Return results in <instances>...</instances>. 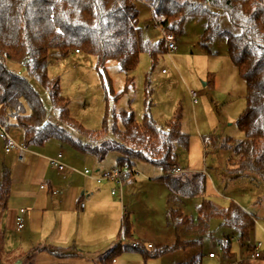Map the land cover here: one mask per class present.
<instances>
[{
  "label": "trees",
  "instance_id": "obj_1",
  "mask_svg": "<svg viewBox=\"0 0 264 264\" xmlns=\"http://www.w3.org/2000/svg\"><path fill=\"white\" fill-rule=\"evenodd\" d=\"M141 1L150 6L157 27L175 33L177 40L185 34L186 23L190 20H212L204 36L205 44H211L216 35L227 38L229 57L247 85L246 109L237 121L245 139L234 147L231 138H227L223 145L217 143V136H212L209 141L214 149L233 147V156L228 160V172L233 179L253 176L254 180L264 183V0ZM223 14L227 15L234 30H220ZM139 23L137 0H0V125L8 131L21 129L23 143L29 150L43 148L50 141H59L72 144L98 161H103L110 153H117L120 158L116 167L126 172L122 176L124 183L136 174V162H146L163 170L166 176L157 181L164 183L169 191L167 220L196 233L198 241H177L173 246L152 252L133 248L135 228L127 212L122 220L119 243L108 253L107 264L130 251L142 252L146 260H154L198 246L204 237L210 235L211 222L215 219L233 230L245 246L251 239L257 218L239 205L231 203L228 208H220L205 199L197 209V220L174 208L175 204L183 205L186 200L205 197L208 176L207 172L189 173L183 169L180 175L172 174L181 168L177 151L189 148V136L182 129L181 109L164 127L158 125L151 113L149 80L146 82V113L142 123L137 122L132 112H113L111 118L105 117L100 130L89 131L71 117L70 101L63 96L60 81L49 75L52 56L67 59L75 51L94 56L97 70L107 81V96L118 101L130 90L134 78L128 76L125 91L115 95L112 79L106 75L110 62H117L129 75L136 72L144 53L150 56L154 68L169 52L164 38L156 43L146 41ZM7 62L25 67L47 92L59 122L76 129L92 145L81 147L65 129L52 122L45 125L49 110L41 94L21 73L12 72ZM118 119L122 122L121 127L117 124ZM109 137L111 142H107ZM12 184L11 170L5 166L0 182L2 213L8 210ZM232 239L229 236L220 241L230 260L233 259ZM251 246H248L247 254ZM44 250L65 257L71 249L52 247ZM187 264H202V259ZM242 264H264V261L247 260Z\"/></svg>",
  "mask_w": 264,
  "mask_h": 264
},
{
  "label": "rangeland",
  "instance_id": "obj_2",
  "mask_svg": "<svg viewBox=\"0 0 264 264\" xmlns=\"http://www.w3.org/2000/svg\"><path fill=\"white\" fill-rule=\"evenodd\" d=\"M137 7L140 11L139 24L143 29L144 39L152 43L162 40L164 38L162 31L154 21L150 6L137 0ZM211 23L212 20L188 21L185 34L177 41L178 49L161 57L154 68L152 59L146 53L141 56L136 72L129 75L122 71L117 62H110L106 75L112 79L115 95L125 91L128 76L134 78L130 90L118 101L111 95L107 96L105 91L107 81L97 70L96 57L73 53L67 59H60L55 55L49 60V75L52 79L60 81L61 92L70 101L71 117L89 131L100 130L105 117L111 118L113 112L116 114L122 111L132 112L137 122L142 123L146 113V82L149 80L152 90L151 113L160 127H164L177 110H182V129L189 136V148L187 150L179 148L177 151L181 169L189 173L207 172L208 176V191L205 197L186 200L183 205L175 204L174 208L181 209L191 219L197 220L198 207L203 200L208 199L220 208H228L231 203H235L257 218L251 239L245 246L233 230L222 226V222L215 219L211 222L210 235L204 237L200 245L169 254L164 258V264H184L194 259H202V264H221L220 260H211L208 255L210 252L218 254L220 241L229 236L242 243L238 245L233 241V259L230 261L247 258L246 250L254 243H262L264 261V183L258 179L254 180L253 176L233 179L228 172V160L233 156L234 145L245 139L237 121L246 109L247 85L229 57L226 37L216 35L211 44L204 43V36ZM220 30H234L225 14L221 17ZM7 66L14 73H21L41 94L49 110L48 121L65 129L79 146L92 145L90 140L81 136L76 129L59 122L57 111L51 107L47 92L25 67L12 62H7ZM191 92H196L199 96L197 106L193 104ZM117 124L119 127L122 126L120 119L117 120ZM11 136L19 143L23 141L21 129L12 130ZM212 136L218 137L217 143L220 145H223L227 138H231L234 141L233 147L214 149L209 141ZM107 142H111V137ZM32 151L36 156L29 154L31 159L29 166L17 163L12 157L6 158V154L0 153V180L3 176V164L9 166L12 161L14 179L12 191L20 194L21 183H30V179H34L37 173L34 161L36 157L56 158L59 153L63 155L62 162L67 167L66 172L63 174L52 172L53 179L59 182L57 190L62 191V194L51 196L45 192L48 198L45 217L52 220L55 228L56 223L65 225L66 231L69 232L68 237L71 232L82 231L86 233L82 232L84 237L89 236L91 256L89 260H82V264H102L101 259L111 245L108 244L109 236H114L117 242L116 236L121 229L122 216L120 217L119 211L117 213L115 209L112 210V199L119 205L123 201L128 206L127 210L132 213V220L135 223L134 228L137 234H140L146 248L152 245L154 249L150 250H159L163 238L171 240L168 241L169 245L177 241H198L199 236L196 233L168 222L169 191L165 184L157 181L166 176L161 168L142 161L136 162L134 167L136 174L130 180L131 193L130 196H126L127 188L125 190L117 188L111 182L98 186L96 182L88 181L84 175L86 170H90L96 176H103L115 169L120 158L117 153H110L106 159L98 161L93 155L81 152L72 144L59 141H50L43 148ZM22 171L24 179L20 181L18 175ZM91 183H95L99 191L115 189L117 196L112 197L110 193H106L104 200L107 203L91 204L90 208H93L94 214L86 220L84 216L79 217L76 214V204L82 191L76 197V192L69 190L70 186L78 187ZM40 185L41 183L35 185L34 191L39 192ZM84 201L86 205V199ZM69 209L72 213H68ZM77 212L82 215L84 210L79 208ZM74 213L75 216H72ZM5 214L0 212V264H31L32 261L34 264H66L64 262L70 261L69 258H51L47 254H41L43 251H39V244L46 246L48 245L46 240L58 236L54 227L39 228L38 231L34 228L30 232L26 226L24 231L19 233L16 231L15 221ZM80 237L82 234H71L75 241ZM159 261L162 262L163 259Z\"/></svg>",
  "mask_w": 264,
  "mask_h": 264
},
{
  "label": "crops",
  "instance_id": "obj_3",
  "mask_svg": "<svg viewBox=\"0 0 264 264\" xmlns=\"http://www.w3.org/2000/svg\"><path fill=\"white\" fill-rule=\"evenodd\" d=\"M76 55H81V54H76ZM197 105H195V106H197ZM12 130H15V128L9 130V133L11 135H12ZM1 141L2 140L0 139V153L3 152V154H5L4 143H2L3 141L2 142ZM30 155L36 156V153L34 151L30 150ZM5 157L6 158L12 157V160L13 161L15 160L18 163L15 154L9 155V156L5 155ZM50 159H52V158H47V157L44 158L43 157V158L38 159L36 157V159L34 161L36 164L35 170L37 173H36L34 179L33 178L30 179L31 184L27 183V182L21 183L20 188L22 189V191L20 194H16L12 191V196H11V199L9 202V207L5 213L8 214L7 215L8 217H11L15 221V227H16V219H17V216L19 215V211L21 208H25L27 210V213L25 215V227L27 226L29 228L30 232H32L34 228L36 231H38L39 228H42V229L43 228H46V229L51 228L52 229L54 227V230H56L55 232L58 233V236L55 237L54 239L46 240L45 242L48 243V245H46V246H41L44 244H39V246H40L39 251H43L41 254H47L51 258H58V259L69 258L70 261L64 262L66 264H82V262H83L82 260H85V259L89 260V257L91 256L90 246H88V243H91L89 236L84 237L83 233L84 234H86V233L84 231H82L83 233L82 232H80V233L79 232H75V233L71 232L69 237H68L67 234L69 232L66 231V228L64 227L65 225H61L60 223H56V228H55V226H53L52 220H48L45 217L46 216V209H47L46 207H47V203H48V198L45 196V192H47V194L51 195V196H58L59 194H62V191L57 190V189H59V187L57 186V184H59V182H56L55 179H53L52 172L55 171L58 174H60V173L63 174L67 170V167H66V170L64 172H60V171L52 168L49 164ZM63 159H64V157H63ZM95 159L97 160V158H95ZM11 162L12 161H10L9 166H7L4 163L3 168L5 166H7L10 170H12ZM30 162H31V159H29L27 164H22V165L29 166ZM11 173L13 176V170L11 171ZM18 176H20V179H21L20 181H22L24 179V172L22 171V173L19 174ZM86 178L88 181H91V182L93 181V180L89 179L88 177H86ZM132 178H130L127 181V183H124L123 189L125 190L127 188V191L125 194L126 196H130L131 184H132L130 180ZM12 180L14 182L13 177H12ZM0 182H1V180H0ZM93 182H95V181H93ZM38 183H41V185L39 188V192H36V191H34L36 189L34 186L37 185ZM42 186L45 187L44 190L41 189ZM98 186H101V185H98ZM71 191L76 192V197H78L79 193L82 191V195L76 204V210L78 211L80 208L81 210H84V212L82 213V215H80L79 212L76 211V214H78L79 217L84 216L85 217L84 219H86V218H88L94 214L93 208L92 207L90 208L91 204H94V202H96V204L97 203H103V202L107 203L104 200V195L106 193H108V194L110 193V196H112V197L117 196V193H116V195H113V192L115 191V189H113V191L111 188H109L107 191H99V188L96 187L95 183L84 184L83 186H78V187L77 186H70L69 192H71ZM54 192H57V194H54ZM84 199H86V201H87L86 205H85ZM63 200L64 201L66 200V195L63 196ZM79 201H81V203H82V205H84V207H82V205L79 206ZM111 201L113 202L112 210L115 209L117 211V213L119 211L120 217L122 216V220H123L125 213H127V212L130 213V215L132 217V213L127 210L128 206L125 205V203H123V201H121V205H119L113 199ZM70 211H72V210L69 209L68 213H72ZM72 216H75V213ZM86 220H88V219H86ZM38 222H40L41 224L39 225ZM121 224H122V222H121ZM119 233H120V231H119ZM119 233L116 236L117 242H116L114 236H111V237L109 236L108 244H111V245L108 246L107 253L101 259L102 264H107L106 263V259H107L106 257L108 255V253L111 250H113L115 248V246L119 243V240H118ZM71 234H82V237L77 238V241H75V239L71 238ZM63 235H65V236H63ZM60 238H62V240H60ZM78 241H80V243ZM162 241H163L162 242L163 244H162L161 248L167 247V246H173L177 243L176 242L173 245H169L168 241H171V240H168L167 238H163ZM133 243L139 244L142 247V250L145 252H150V251L152 252L153 251V250L149 249V246H152L151 244L148 245L147 248L145 247L144 242H143L140 234H137L136 230L134 233V242ZM52 247L62 248V249H71V250H70L69 254L66 255L65 257H57V256H54L53 254H51L50 252H48L47 250H44L46 248L50 249ZM152 249H154V248L152 247ZM167 256H164V257H161L158 259H154V260H146L145 257L143 256L142 252L130 251V252H125V253L119 255L115 259L116 262L114 263V261H113V262H111V264H161V263L164 264V260H165L164 258H166ZM162 259H163L162 262L159 261ZM211 260H216V259H211ZM34 263L35 262H33V261L31 262V264H34ZM184 264H187V263H184Z\"/></svg>",
  "mask_w": 264,
  "mask_h": 264
},
{
  "label": "built area",
  "instance_id": "obj_4",
  "mask_svg": "<svg viewBox=\"0 0 264 264\" xmlns=\"http://www.w3.org/2000/svg\"><path fill=\"white\" fill-rule=\"evenodd\" d=\"M164 41L166 44V48L169 52H175L178 49L177 44V38L175 33L167 30V29H161ZM76 54H79V51H75ZM193 104L197 105L199 102V96L196 92L190 93ZM50 121H46L45 125L48 124ZM0 139L4 143V151L7 156L9 155H16V159L21 164H27L29 161V154L30 150L25 146L23 142L19 143L17 142L9 133V131L2 125H0ZM63 155L59 154L56 158H52L49 160V164L52 168L64 172L66 170V166L62 162ZM128 172V171H127ZM183 170L181 168L175 169L172 174L173 175H180L182 174ZM126 173V172H125ZM123 171H121L118 167L115 169L105 173L103 176H96L95 173L91 172L90 170H86L84 172V175L88 177L89 179L95 181L98 185H102L105 182H111L116 185L117 188H124V181L122 179V176L125 174ZM41 189H45L44 186L41 187ZM54 194H57L55 192ZM113 195H116V191L113 192ZM84 207V205H82ZM27 213V210L25 208H21L19 211V215L16 219V231L21 233L25 228V215ZM235 243L238 245H242V243L239 240L232 239ZM133 248L142 249V247L137 244L133 243L131 244ZM149 249H152V246H149ZM263 245L262 243H254L251 246V251L247 254V258L245 259H238L236 261H230V259L226 256V250L224 245L220 244L218 248V254L215 252L209 253L208 257L210 259H216L220 260L221 264H242L243 262L249 260V261H257L261 260L263 258L262 254ZM116 261H114L115 263Z\"/></svg>",
  "mask_w": 264,
  "mask_h": 264
}]
</instances>
